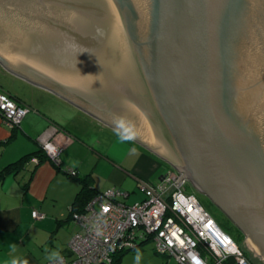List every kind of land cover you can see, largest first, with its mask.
Segmentation results:
<instances>
[{
    "label": "water",
    "instance_id": "95a60500",
    "mask_svg": "<svg viewBox=\"0 0 264 264\" xmlns=\"http://www.w3.org/2000/svg\"><path fill=\"white\" fill-rule=\"evenodd\" d=\"M0 65L183 174L264 264V0H0Z\"/></svg>",
    "mask_w": 264,
    "mask_h": 264
},
{
    "label": "crops",
    "instance_id": "0c3cea01",
    "mask_svg": "<svg viewBox=\"0 0 264 264\" xmlns=\"http://www.w3.org/2000/svg\"><path fill=\"white\" fill-rule=\"evenodd\" d=\"M0 93L30 109L16 127L0 113V264H46L61 229L57 252L71 256L68 244L80 230L71 208L82 185L70 171L92 180L96 193L121 189L127 196L120 200L128 205L146 198L141 183L156 186L173 172L141 144L1 65ZM46 142L60 147L57 164L47 157L32 161L33 154H45ZM34 211L44 219L33 218Z\"/></svg>",
    "mask_w": 264,
    "mask_h": 264
},
{
    "label": "built area",
    "instance_id": "2783aa9c",
    "mask_svg": "<svg viewBox=\"0 0 264 264\" xmlns=\"http://www.w3.org/2000/svg\"><path fill=\"white\" fill-rule=\"evenodd\" d=\"M29 111L26 105L0 93V113L12 126L20 125ZM43 151L49 160L59 162L61 149L56 144L46 142ZM183 176L169 171L156 186L141 183L146 198L133 205L120 200L127 196L121 189L97 193L85 213L73 216L80 230L68 244L71 256H61L63 264H112L116 254L139 249L150 240L160 255L176 264H254L246 246L239 245L197 196L187 192L190 182ZM102 209H107L103 217L106 223L99 225L103 235L97 237L94 225ZM44 217L39 211L33 212L35 219ZM46 264L60 262L50 260Z\"/></svg>",
    "mask_w": 264,
    "mask_h": 264
},
{
    "label": "rangeland",
    "instance_id": "374dc122",
    "mask_svg": "<svg viewBox=\"0 0 264 264\" xmlns=\"http://www.w3.org/2000/svg\"><path fill=\"white\" fill-rule=\"evenodd\" d=\"M173 172H177L174 168ZM105 187H109L107 184V180H105ZM188 193H192L197 196L199 199L200 203L212 214V216L216 219L220 227L228 233L230 236H232L235 241L241 245L245 246V236L244 234L233 224V222L205 195L199 193L193 185L188 186L187 188ZM139 194V193H137ZM61 233L56 235L54 238V245L55 248H53V252H57V245H59L63 240H62V233L64 229L60 230ZM68 244V242H67ZM138 250L142 254V259L140 261V264H168L167 263V258H164L162 255H160L156 249H155V243L153 240H150L143 245L140 246ZM59 252V251H58ZM137 250L133 251L131 250L130 252L126 253L123 255L120 264H136L135 261V256H136ZM50 254V253H49ZM252 254V258L256 259L254 257V254ZM169 264H176V262L172 259H170Z\"/></svg>",
    "mask_w": 264,
    "mask_h": 264
},
{
    "label": "trees",
    "instance_id": "16d2710c",
    "mask_svg": "<svg viewBox=\"0 0 264 264\" xmlns=\"http://www.w3.org/2000/svg\"><path fill=\"white\" fill-rule=\"evenodd\" d=\"M31 157H37L39 161H43L44 158H46V154L42 155V150L39 151L36 154H33ZM29 157V159L31 158ZM25 163V161L22 162V165ZM69 176L73 179L78 180L81 185V191L77 198L75 199L72 208H71V217L73 218L75 213H85L87 210V206L90 204V202L93 200V198L97 195L96 191L92 188V180L88 178H79L77 171H70ZM138 250V249H136ZM135 250V251H136ZM134 251V250H133ZM130 252V251H129ZM248 256L250 255L248 251H246ZM128 252H121L114 256L112 264H120L121 259L124 254ZM250 257V256H249ZM254 264H259L260 262L258 260L253 259L252 260Z\"/></svg>",
    "mask_w": 264,
    "mask_h": 264
},
{
    "label": "clouds",
    "instance_id": "9594fccd",
    "mask_svg": "<svg viewBox=\"0 0 264 264\" xmlns=\"http://www.w3.org/2000/svg\"><path fill=\"white\" fill-rule=\"evenodd\" d=\"M106 212H107V209H102V210H101L100 215L97 217V224L94 225V228H95V235H96L97 237L103 235V232H102L101 228L99 227V225H100L101 223H106V222L103 220V217H104V215H105ZM49 259H50V260H56V261H59L60 264H63V258L60 256V254H59L58 252H53V253H51L50 256H49ZM141 259H142V254L140 253L139 250H137V253H136V256H135L136 264H140ZM14 264H15V262H14ZM24 264H27V261H25Z\"/></svg>",
    "mask_w": 264,
    "mask_h": 264
},
{
    "label": "flooded vegetation",
    "instance_id": "af4514ba",
    "mask_svg": "<svg viewBox=\"0 0 264 264\" xmlns=\"http://www.w3.org/2000/svg\"><path fill=\"white\" fill-rule=\"evenodd\" d=\"M259 264H263V263L260 262Z\"/></svg>",
    "mask_w": 264,
    "mask_h": 264
}]
</instances>
